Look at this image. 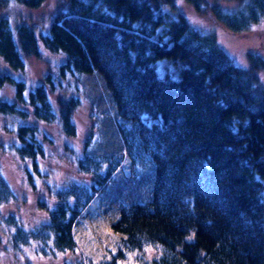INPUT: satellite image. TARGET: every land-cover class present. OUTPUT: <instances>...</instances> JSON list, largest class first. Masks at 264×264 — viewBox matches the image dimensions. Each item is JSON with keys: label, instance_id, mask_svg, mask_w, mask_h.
<instances>
[{"label": "trees", "instance_id": "1", "mask_svg": "<svg viewBox=\"0 0 264 264\" xmlns=\"http://www.w3.org/2000/svg\"><path fill=\"white\" fill-rule=\"evenodd\" d=\"M16 1L40 7L45 0ZM181 1L234 32L264 19V0H236L235 7L220 0H69L45 31L22 22L14 32L8 18L0 20V57L13 70L42 48L65 57L57 77L50 73L33 87L0 72V115L13 117L9 146L29 185L47 174L43 162L57 145L45 126L78 132L74 118L83 98L68 74L90 76L86 90L95 108L107 107L96 75L102 77L118 142L134 156L150 152L156 162L152 197L124 206L113 223L123 247L105 260L70 264H264V59L250 54L248 67L238 65ZM170 59L181 62L177 77L159 71V62ZM6 85L13 99L1 97ZM76 156L77 169L95 181L49 186L57 203L46 206L48 219L35 227L22 222L18 206L7 208L21 199L0 162V249L23 254L30 246L42 261L77 247L75 222L122 159L91 145ZM129 252L136 253L131 262Z\"/></svg>", "mask_w": 264, "mask_h": 264}, {"label": "rangeland", "instance_id": "2", "mask_svg": "<svg viewBox=\"0 0 264 264\" xmlns=\"http://www.w3.org/2000/svg\"><path fill=\"white\" fill-rule=\"evenodd\" d=\"M208 1L214 2L215 0ZM68 3L69 0H45L40 7H28L16 0H11L6 5H0V20L8 18L14 32L16 25L22 22L35 26L38 32L45 31L56 13L61 9H66ZM181 4L182 10L194 24L203 25L218 34L222 46L238 65L248 67L250 54H260L264 59V19L254 23L247 31L234 32L211 16L205 15L201 18L194 8L184 1H181ZM220 4L235 7L238 1L220 0ZM64 60V55L42 48L39 56L26 57V66L22 70H13L0 57V72H12L15 77L26 79L33 87L43 82L46 75L50 73L57 77L59 65ZM180 66V61L163 60L159 62V71L161 75L167 72L176 74L175 77H177ZM259 74L260 82L264 85V67ZM96 78L101 83L105 98L108 100L106 108L102 104L99 108H95L94 103L88 98L86 89L92 85L90 76L67 75L73 88L75 85L79 86L80 95L83 98L74 118L78 125V132L74 136H69L63 133L56 124L45 126L48 132L56 137L57 145L49 151L52 154L50 153L48 159L43 162L42 170L47 174L42 181L35 180L37 184L34 188L24 178L23 163L9 146L15 140L14 132L8 129L14 125L13 117L0 115V162L21 199V202H13L7 208L14 210V207L18 206L17 210L22 222L30 227L46 221L48 219L46 206L51 207L57 203L55 197L48 191L49 186L63 187L71 181L87 184L95 181L94 174L82 173L76 167L75 157L82 155L86 146L91 145V150H98L105 155L106 153L114 154L122 159L112 179L82 209L75 222L73 226V234L77 242L75 249L58 253L56 257L42 261L36 260L30 246L25 247L27 249L23 254L18 250L4 252L0 249L2 250L0 264H70L80 262L87 257L95 261L111 258L119 248L123 247L121 241L123 234L113 227L122 208L133 202L146 201L152 197L156 162L150 152L144 149L138 150L134 156L128 148L121 146L120 135L112 128L115 122L112 100L106 92L102 77L96 75ZM91 93L98 95L94 89ZM1 97L13 99V87L6 85L1 91ZM26 163L29 165L30 162L26 161ZM135 254V252H129V262Z\"/></svg>", "mask_w": 264, "mask_h": 264}]
</instances>
